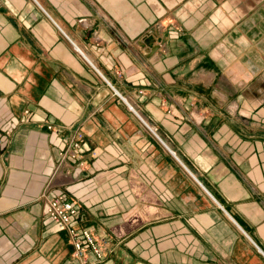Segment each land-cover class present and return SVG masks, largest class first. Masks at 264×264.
I'll return each instance as SVG.
<instances>
[{
  "label": "crops",
  "instance_id": "crops-1",
  "mask_svg": "<svg viewBox=\"0 0 264 264\" xmlns=\"http://www.w3.org/2000/svg\"><path fill=\"white\" fill-rule=\"evenodd\" d=\"M4 130L0 264H72L60 193L103 264H264V0H0Z\"/></svg>",
  "mask_w": 264,
  "mask_h": 264
},
{
  "label": "built area",
  "instance_id": "built-area-1",
  "mask_svg": "<svg viewBox=\"0 0 264 264\" xmlns=\"http://www.w3.org/2000/svg\"><path fill=\"white\" fill-rule=\"evenodd\" d=\"M119 75L118 73L117 76ZM110 88L114 94H117L112 86ZM119 98L126 103L124 98L120 96ZM46 129L57 132V129L50 125ZM10 136V130L0 133V153L7 148ZM65 144L63 150L58 153L59 166L68 160L77 159L83 146L81 131L76 129L67 135ZM44 215L54 227L65 233L71 247L72 264H103L111 241L106 237H97L90 229L78 225L79 206L75 200L68 198L64 193L45 197Z\"/></svg>",
  "mask_w": 264,
  "mask_h": 264
},
{
  "label": "water",
  "instance_id": "water-1",
  "mask_svg": "<svg viewBox=\"0 0 264 264\" xmlns=\"http://www.w3.org/2000/svg\"><path fill=\"white\" fill-rule=\"evenodd\" d=\"M155 43V38L154 37H148L143 41V44L147 47H149V54L152 55L154 52L157 51L158 47L157 46H153V44Z\"/></svg>",
  "mask_w": 264,
  "mask_h": 264
}]
</instances>
